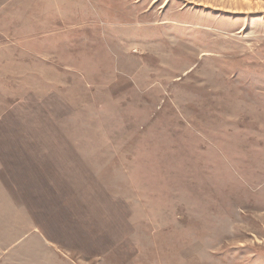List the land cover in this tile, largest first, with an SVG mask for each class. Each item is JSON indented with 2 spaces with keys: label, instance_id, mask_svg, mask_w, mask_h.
<instances>
[{
  "label": "rangeland",
  "instance_id": "1",
  "mask_svg": "<svg viewBox=\"0 0 264 264\" xmlns=\"http://www.w3.org/2000/svg\"><path fill=\"white\" fill-rule=\"evenodd\" d=\"M0 264H264V0H0Z\"/></svg>",
  "mask_w": 264,
  "mask_h": 264
}]
</instances>
